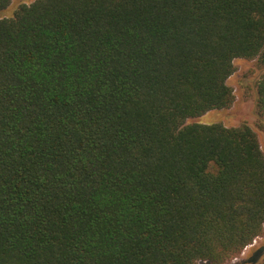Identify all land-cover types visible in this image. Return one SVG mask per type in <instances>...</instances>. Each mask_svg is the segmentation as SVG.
Here are the masks:
<instances>
[{
  "label": "trees",
  "instance_id": "16d2710c",
  "mask_svg": "<svg viewBox=\"0 0 264 264\" xmlns=\"http://www.w3.org/2000/svg\"><path fill=\"white\" fill-rule=\"evenodd\" d=\"M237 59L264 67V0H34L0 18V264L237 259L263 234L264 154L245 124L188 123L231 107Z\"/></svg>",
  "mask_w": 264,
  "mask_h": 264
},
{
  "label": "rangeland",
  "instance_id": "374dc122",
  "mask_svg": "<svg viewBox=\"0 0 264 264\" xmlns=\"http://www.w3.org/2000/svg\"><path fill=\"white\" fill-rule=\"evenodd\" d=\"M34 0H14L10 7L0 12V18L9 16L20 4H30ZM234 73L227 80L232 88L234 102L227 110L207 113L188 123L211 124L219 123L225 127L249 126L257 136L260 148L264 154V117L257 112V82L264 74L257 60H234ZM264 258V229L261 237L244 249L242 254L227 264H260ZM198 264H206L204 262Z\"/></svg>",
  "mask_w": 264,
  "mask_h": 264
}]
</instances>
